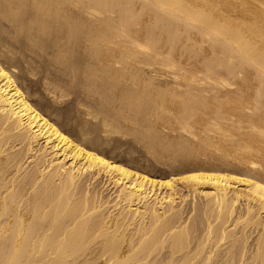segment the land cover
Returning a JSON list of instances; mask_svg holds the SVG:
<instances>
[{
  "label": "bare ground",
  "instance_id": "1",
  "mask_svg": "<svg viewBox=\"0 0 264 264\" xmlns=\"http://www.w3.org/2000/svg\"><path fill=\"white\" fill-rule=\"evenodd\" d=\"M0 264H264V0H0Z\"/></svg>",
  "mask_w": 264,
  "mask_h": 264
},
{
  "label": "rangeland",
  "instance_id": "2",
  "mask_svg": "<svg viewBox=\"0 0 264 264\" xmlns=\"http://www.w3.org/2000/svg\"><path fill=\"white\" fill-rule=\"evenodd\" d=\"M10 48H11V54H12L11 55L12 65L15 67V71H17V74L22 73L19 76L18 79L21 82L24 83V84L23 83L22 84L25 85L27 87V89L29 88V91L33 95L32 97H35V98H33V99H35V101L36 100L37 101L38 100L39 101L40 100L42 101V102L41 101L40 102L39 101L38 102L36 101L39 105H40V103H42V105L43 104H46L43 107H42V105H40L42 108L46 107V110L47 111L45 110V108L43 110L46 111L47 113H49L50 115H52L53 117H55V119H57V121L60 122V120L57 118V115L62 110H64V112H65L66 110H69L70 107H72V104H73L72 103L73 102L72 98L77 94V90L75 92L76 87H73V85L71 86L70 84H68L66 87L61 86L62 89L69 90L67 92H70V93H67V95H65V97L63 96L62 98H59V99H57L54 102V100L51 99V94L50 95L48 94L50 92H48L46 88H47V86L49 85L50 82H52L54 79H58V76H57L56 73H54V71L53 72L51 71L52 72L51 73L50 71L47 72V70H45L46 69L45 68V63H46L45 60L47 59V57L45 59L44 58H40V59L35 58L34 55L28 53L27 51H23L22 52L18 48V44L10 45ZM29 63H32L33 64V67H32L33 69H29L28 68ZM69 103L71 104V106H70ZM83 104H84V102H83ZM83 104L82 105H78V106L79 107H82V106H84ZM85 104H88V103H85ZM66 106H69V108H67ZM55 111H56V113H55ZM73 111L76 112L75 113L76 115L74 114ZM71 113H73V114H71V115L68 116V117L72 116L71 117V120H69L70 118H68L69 125H67V126L65 125L64 126V124H62V122H60V123H61V126L62 127L64 126L65 128H67L69 126L66 130L67 131L69 130V132H71V134H73V132H74L73 126L77 122V120L79 119L78 118V115L80 113L78 114V111L73 110V109H72V112ZM88 119H90V118L88 117ZM91 120L92 119L89 120L90 122L87 120L88 121V124L89 123L91 124ZM97 120H98V118L95 119L94 121H97ZM70 121H71V123H70ZM94 121L92 123H94ZM72 122H74V123H72ZM103 134L105 135V133L101 132V135H103ZM73 135L76 136L75 135V132H74ZM107 135H105L104 137H106ZM107 139H109L110 141L113 140L112 142L115 141L117 143V147L118 148L116 147V149H115V152L116 151L117 152L116 153L114 152L117 158H122L123 155H125V153L123 152V151H127L125 149L132 148L133 149V155H134L133 157L136 160V161L134 160L135 163L138 162V164L141 165L142 167H146V168H149V169L151 167V170H153L154 172L156 171L157 173H159V171L160 172H162V171L164 172V171H167L168 170V169L165 170L164 165H162V164H156L153 161L151 155H149L148 153H146V151L143 150V147L141 146V144L138 143V142L136 143L134 137L131 134L130 135H126V134H123L122 135L120 133L111 132V133H109ZM117 149H119V150H117ZM117 153H119V154H117ZM126 157L127 156H125L123 158H124V160L128 161L127 160L128 158L126 159ZM107 191L108 190L106 189L105 192H107Z\"/></svg>",
  "mask_w": 264,
  "mask_h": 264
}]
</instances>
